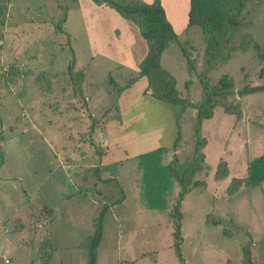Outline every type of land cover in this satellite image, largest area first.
Returning <instances> with one entry per match:
<instances>
[{"label":"rangeland","instance_id":"rangeland-1","mask_svg":"<svg viewBox=\"0 0 264 264\" xmlns=\"http://www.w3.org/2000/svg\"><path fill=\"white\" fill-rule=\"evenodd\" d=\"M90 1L0 0V109H31L18 120L0 112V264L2 255L9 264H46L48 252L47 264H86L77 242L92 232L91 218L101 209L95 264H180L171 215L178 185L167 163L192 153L196 118L184 99L201 95L202 32L186 24L189 0H160L176 36L161 51L159 67L145 74L146 92L183 99L172 110L177 143L101 168L108 159L102 123L114 117L120 87L138 76L146 42L113 8ZM242 14L229 58L209 74L212 83L229 75L231 90L201 121L204 164L192 178L203 183L179 205L182 264H264V0H247ZM20 72L38 88L54 76V88L16 100L26 92L22 82L10 81ZM72 109H84L81 123L72 120ZM220 161L227 171L218 177ZM238 176L240 185L228 194Z\"/></svg>","mask_w":264,"mask_h":264},{"label":"trees","instance_id":"trees-1","mask_svg":"<svg viewBox=\"0 0 264 264\" xmlns=\"http://www.w3.org/2000/svg\"><path fill=\"white\" fill-rule=\"evenodd\" d=\"M94 3H104L113 8L120 17L129 20L134 26L139 36L146 42V50L142 58L138 61V75L147 74L159 67L161 51L166 45L175 39V31L164 15L160 0H92ZM247 0H189L186 24H196L203 35L204 56L202 69L198 72V80L201 85V95L196 101H188L194 108L195 122L193 124L194 142L192 153L184 160H178L174 155L167 166L170 174L176 180L178 191L176 199L171 209L174 217V240L172 245L178 255L180 264L182 257L179 251V205L180 200L193 187L201 185L203 181H196L192 178L195 171L199 170L204 164V153L202 147L205 139L200 134L201 121L212 115L213 109L220 104L231 90L232 79L223 73L217 79V83H212L210 71L219 63L225 62L233 50V42L238 29L244 24L245 19L242 11ZM260 58L264 61V43L260 50ZM9 70V69H8ZM11 74V72H9ZM13 73V72H12ZM146 76V75H145ZM147 77V76H146ZM148 84V82H147ZM254 88V87H252ZM179 97L168 98L167 101L175 110L177 103H182ZM226 111L232 109L224 106ZM177 134V128H176ZM175 134V135H176ZM178 135L174 136L172 147L177 143ZM227 168L225 161H220L215 170V175L220 177L226 174ZM241 177H232L226 186L228 194L233 193L240 185ZM247 180L244 179V183ZM243 183V182H242ZM173 211V212H172ZM102 213L99 210L97 215L92 218L93 230L87 234L80 242L79 246L84 247L86 252V264H95L97 245L101 235ZM174 213V215H173ZM46 216V215H45ZM50 252L46 253L44 263Z\"/></svg>","mask_w":264,"mask_h":264},{"label":"crops","instance_id":"crops-1","mask_svg":"<svg viewBox=\"0 0 264 264\" xmlns=\"http://www.w3.org/2000/svg\"><path fill=\"white\" fill-rule=\"evenodd\" d=\"M87 1L91 2L90 0ZM91 3H88V5ZM117 43L118 44L116 46L122 47V40L118 39ZM21 64L22 63L20 62L17 64V66ZM11 78L12 80L10 81L12 83L14 82L15 84H18L22 82L21 86L23 85L26 87V92L22 94V98L16 97V100H21L23 102L27 99L28 93L32 89L36 90L35 92L37 95L45 96L46 94H49V90L54 88V76L52 77L51 85L44 86L42 88H38L39 83L36 82L29 84L28 81L31 77L28 74L24 76L20 72V74L16 76L14 75ZM82 79L83 80L81 86L83 88L86 86V83L85 78ZM147 86V77L144 74H140L129 80L127 84L125 83L122 88L120 87V89L118 90L116 94V113L114 114V117L106 118L102 123L103 137L101 147L103 149V152L108 154V159H101V164H103L101 168L105 167L104 164L110 163L112 161L118 162L123 158L144 152L145 149H150L151 147L156 148L159 146H170L171 142H173L175 133L174 114L172 112V107L171 105H169V102L164 99L160 100V98L158 99L149 96L148 92H146ZM10 107H12V109H0V112L6 110V118H8L9 120H18L20 117L17 118L16 115L24 117V115L29 114L31 111L29 105H26V107L20 110L14 109L13 105H10ZM70 107H72L73 109L75 108L73 104H71ZM73 109L70 114L72 120H74L75 122H80V119L82 118H79L77 114L80 110L82 111V114L84 109H79V111H75ZM59 110L61 114H67L66 112H64V110L66 109ZM95 124L97 125V123ZM93 129V131H95V129H97L96 126H94ZM93 131L92 134H94ZM59 134L61 137H64V139H68L70 137L64 132H60ZM106 176L112 177L111 174H106ZM2 177L5 176L0 174V179H2ZM122 197L123 196H120V200L122 199ZM48 206L50 205L48 204ZM51 214L52 208L50 206V217ZM50 230L51 227L49 228V235ZM81 240H78L77 243H79ZM98 250L99 247L97 248V252ZM51 255L52 252H50L48 258L46 259V264Z\"/></svg>","mask_w":264,"mask_h":264},{"label":"built area","instance_id":"built-area-1","mask_svg":"<svg viewBox=\"0 0 264 264\" xmlns=\"http://www.w3.org/2000/svg\"><path fill=\"white\" fill-rule=\"evenodd\" d=\"M2 258L6 264H9V260L7 259V257L5 255H2Z\"/></svg>","mask_w":264,"mask_h":264}]
</instances>
